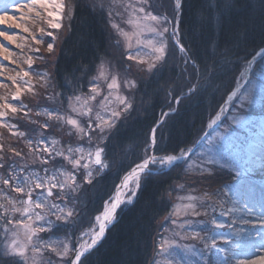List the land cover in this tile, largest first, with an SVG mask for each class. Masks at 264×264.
Returning a JSON list of instances; mask_svg holds the SVG:
<instances>
[{
	"label": "snow or ice",
	"instance_id": "6c2138e0",
	"mask_svg": "<svg viewBox=\"0 0 264 264\" xmlns=\"http://www.w3.org/2000/svg\"><path fill=\"white\" fill-rule=\"evenodd\" d=\"M14 3L18 4V11L27 9L36 18L46 14L51 18L47 25L53 30L60 29L62 18L66 17L69 31L76 9L86 6L104 15L110 34L118 38L117 45L123 39L126 52L115 70L104 60L99 64H78L66 76L65 85L60 86L67 88V92L56 90L54 77L47 71L35 72L37 79L33 83V56L24 61L27 70L21 69L16 76L8 77L16 91L11 100L0 97L3 101L0 128L8 129L22 141L27 152L15 146H9L5 152L0 144V264H85L109 227L134 204L142 187L150 182H166L168 174L182 166L195 173L191 190L177 197L179 202L173 204L165 218L172 225L165 228V233L170 234L157 233L159 239L150 238L151 256L144 264H264V184L258 186L253 179L257 164L264 166V154L242 152L233 136L234 126H249L246 115L249 107L258 98L264 104V78L258 91L253 71L257 58L264 57V29L257 44L247 38L241 40L243 30L236 26L232 40H213L210 50L199 55L193 45L182 43L184 0H171L170 11L158 10V0H26L23 4L14 0ZM0 7L4 13L0 14V25L22 29L36 45L44 44V36L51 37L46 51L54 52L57 36L53 31L41 27L38 38L14 14H7V0ZM235 7L233 0H214L206 9H198L196 15L200 19L210 15L216 23L223 24L226 13ZM259 10L264 24V0H260ZM29 18L22 13L19 19ZM0 37L17 48L24 46L7 29L0 30ZM241 44L251 47L250 58L244 59L235 87L224 85L228 101L239 94V103L233 105L236 111L224 122L221 114L225 108L220 107L207 124L208 128L222 125V130L214 135L203 133L191 146L187 141L173 142L171 137L158 136V129L166 122L163 117L177 112L169 105L162 119L150 129L140 162L120 178L115 193L104 201L102 211L84 228L87 205L82 194L89 186L99 183L111 167L107 160L108 142L136 111L135 92L143 83L136 75L147 73L150 78H162L166 70L177 67L179 53L180 70L164 83L167 95L178 106L183 100L206 95L213 89L218 91L231 58H239L237 49ZM134 46L141 50L133 53ZM32 51L39 53L40 49ZM14 55L0 42V56L4 60L16 63ZM77 71L80 76L75 74ZM25 91L48 102L49 106L44 108L37 104L34 113L37 118L45 119L32 118L33 109L21 101ZM9 113L13 117L22 114L27 119V132L6 119ZM261 128L264 129V124ZM49 130L51 134H46ZM261 139L264 143V137ZM193 155L198 157L195 165ZM178 187L184 189L185 185ZM175 190V187L164 190L157 187L162 202ZM217 211L229 217L227 224L212 214ZM196 225L208 227L197 230ZM61 230L63 235H57Z\"/></svg>",
	"mask_w": 264,
	"mask_h": 264
},
{
	"label": "trees",
	"instance_id": "16d2710c",
	"mask_svg": "<svg viewBox=\"0 0 264 264\" xmlns=\"http://www.w3.org/2000/svg\"><path fill=\"white\" fill-rule=\"evenodd\" d=\"M210 2L214 4V0H184L182 43L193 45L198 54L203 55L206 49L210 50L213 40L219 42L232 40L236 26H240L243 30L241 40L247 38L259 43L264 29L259 10L260 0H233L236 7L226 13L223 24L216 23L210 15L204 19L197 17V10L206 9ZM158 4L160 11L171 10V0H158ZM250 52V46L246 47L243 44L239 46L237 49L239 58L235 56L231 58L229 70L218 91L213 89L206 95L183 100L178 106L173 98L167 95L164 83L168 77L179 72V53H177V67L174 70H166L162 78L160 76L150 78L148 74L136 75L138 80L143 81L135 92L136 111L108 142L107 160L111 167L106 170L104 177L99 179V183L89 186L82 194L83 201L87 205L85 209L87 219L82 225L84 228L89 226L88 221L91 218L102 211L104 201L113 194L121 176L140 162L143 145L150 129L162 119V113L169 110V105L176 108L177 112L169 117H163L166 122L158 129V136L162 135L165 139L171 137L173 142L187 141L191 146V142L207 130L208 122L227 98L225 95L227 87L224 85L235 87L243 61L245 58H250ZM120 53L122 51L116 45L115 36L110 34L104 15L90 11L86 6L77 8L72 20V29L71 31L67 29L52 61L51 75L58 86L56 90L67 92V88L60 86L65 85L66 76L78 64L91 62L99 64L101 59L108 57L119 62L117 54ZM119 57L122 58V54ZM253 71H258L264 78V57L257 58ZM75 74L81 75L78 71ZM92 74L94 72L90 73V76ZM84 83L87 84V81ZM12 122L18 125L20 131L27 132L29 127L27 120L20 118L13 119ZM0 131L7 138L1 139L5 152L9 146L23 148L27 152L25 145L17 143L22 141L16 137L8 138L5 128H1ZM180 170L178 168L170 172L169 178L164 183L150 182L143 186L134 204L129 205L119 215L117 222L109 227L105 238L85 264H144L151 256L150 238L156 236L160 218L171 208V199L168 197L162 202L157 187L161 190L170 189L172 185L180 182L187 176ZM62 232L63 230L57 234Z\"/></svg>",
	"mask_w": 264,
	"mask_h": 264
},
{
	"label": "rangeland",
	"instance_id": "374dc122",
	"mask_svg": "<svg viewBox=\"0 0 264 264\" xmlns=\"http://www.w3.org/2000/svg\"><path fill=\"white\" fill-rule=\"evenodd\" d=\"M25 2H26V0H19V4H23ZM3 3H4V0H0V4H3ZM7 4H8L7 14L8 15L14 14L17 17V21L24 23L30 29V32L32 34H35L38 38L41 35V33L38 31V29L41 27L45 28L46 31H53L54 34L57 36V39L55 40V43H54V52L48 53L46 51V46H47V43L52 42L51 37L44 36V44L36 45L34 43V41H32L29 33L23 32L22 29L8 28L7 25H0V30L7 29L10 34H13V33L16 34L17 43H21L24 45L23 48H17L14 44H11L9 41L4 40L3 37H0V42H2L6 47L9 48L10 51H12L15 54L13 59L16 60V63H11L9 61H6L3 59L2 56H0V64L3 65V68L0 69V71H2L4 73L3 75H0V97H7L9 100H11V97L15 93L16 88H15V85H13L12 81L8 79V77L9 76H16V73L18 71H20L21 69L27 70L28 65L24 61L26 60V58L28 56H33V58H34V64L32 67L35 71L31 75L33 83H35V81L37 79L35 72L47 71L51 74L52 61L54 59V56L56 55L59 43H60L61 39L63 38V36L66 34L67 29H68L67 28L68 19L66 17H63L62 21H61L62 27L58 30H53V29H50L47 25V20L51 19V18L47 17L46 14H43L40 18H36L34 13H27V9H22V10L18 11L17 10L18 4L14 3V0H7ZM50 10H52V9H50ZM22 13L29 16L30 18L27 20L21 21L19 18L21 17ZM0 14H4L3 8H0ZM21 37H25L27 39L22 40ZM115 39L117 41L118 38L115 37ZM133 44H135L134 40H133ZM116 45H117V43H116ZM117 47L122 51V53L117 54V56L118 55L120 56L121 54L123 56V54H125V52H126V46H125V42L123 41V39H120V44L117 45ZM35 48L40 49L39 53H35L32 51V49H35ZM139 50H141V49L134 46V48L131 51H133V53H134L135 51H139ZM143 51H146V50H143ZM36 56L44 57V59L43 60L35 59ZM119 56H118L119 62L116 61L115 59H113L112 57L103 58L101 60H104L106 63H111V65L113 66V69L115 70L116 67L120 64L121 59H122ZM128 63H134V62H128ZM254 73H255V78L257 79V82H258L257 88L259 91V82L262 79V77L258 71H254ZM22 74L23 73L21 72V76H22ZM146 74L147 73H139L137 75L143 76ZM24 79H28V77H25ZM17 82L21 83V87H23V84L20 81L19 77H17ZM241 82H243V81H241ZM247 86H248L247 83H245V87H247ZM241 91H243V89H241ZM238 97H239V94L233 101L226 100L225 102H223L222 107L225 108V112L221 114L222 121L227 122L226 118L228 116H230L233 112L236 111V108H234L233 105L239 103ZM21 101L24 104H26L28 106V108L33 109V117H32L33 119H40V120L45 119V117H43V116L37 118L34 113L37 110L36 109L37 104H39L41 108L49 106V104L46 100H44L42 97H36V96L32 95L31 93H28L25 91L22 93ZM2 102L3 101H0V103H2ZM14 103H19V102H14ZM61 110H63V109H61ZM246 115L248 117V120L250 121L249 126L245 127V128H241L239 126H234L233 127V136L235 138V141H236L238 148L242 152H246V151L251 150L257 156H260V155L264 154V143H262V139H261L262 137H264V129L261 128V124H264V104H261L259 102V98L257 99V102L254 105L249 107ZM20 118L27 120L26 118L23 117L22 114H17L15 117H13L11 113H9V115L6 119L8 121H10L11 123H13L12 122L13 119L18 120ZM208 129H210V128H207V130ZM0 130H1V128H0ZM6 130L8 133V135H7L8 138H10V136L14 137L11 135V133L9 132L8 129H6ZM220 130H222V125L215 126L208 133L214 135L215 131H220ZM46 134H51V130H49V133H46ZM36 135H37V133H33L34 137ZM4 138H6V136H4L0 131V144H1V139L4 140ZM17 143H19L20 145L23 144V146H24L23 142H17ZM197 148H199V146H197ZM197 159H198V157L196 155H193V157H192L193 165H195ZM180 169H181L180 170L181 173L185 174L187 176L182 178L180 182L175 183L174 185L171 186V188L175 187L176 190L171 191V195L169 197L171 199V208H170L169 212L171 211L173 204L179 202L177 200V197L186 195L191 190L189 186L191 185L193 175H195L193 170L191 168H188L187 166H182ZM187 177H189V178H187ZM253 179H254V182L258 186L261 184H264V166L260 165L259 163L257 164V166L253 172ZM181 184L185 185L184 189H180L178 187ZM210 190L211 189H209V191ZM169 212L166 215H164L162 218H160V220L158 222V229H157L156 236H155L157 239H159V236L157 235V233H159L161 235L170 234V233H165V228L172 227L170 222L165 220V218L168 216ZM212 214L216 216V219L218 221H223L225 224H227L229 221V217L219 215V211L212 213ZM200 219H203V217H201ZM195 227L197 230H204L208 226L207 225H196ZM217 231L226 232L227 229H218ZM249 231H256V230L255 229H249ZM57 235L62 236L63 232L61 234H57ZM185 243H191V241H185ZM248 255H252V253L249 252Z\"/></svg>",
	"mask_w": 264,
	"mask_h": 264
},
{
	"label": "water",
	"instance_id": "95a60500",
	"mask_svg": "<svg viewBox=\"0 0 264 264\" xmlns=\"http://www.w3.org/2000/svg\"><path fill=\"white\" fill-rule=\"evenodd\" d=\"M226 100H227V98L225 99V101H226ZM218 111H219V109H218ZM218 111H217V112H218ZM214 127H215V126H214ZM211 129H212V128L206 130L204 133H208ZM133 166H134V165H133ZM133 166H132V167H133ZM132 167H131V168H132ZM131 168H130V169H131ZM130 169H129L127 172H129ZM127 172H125V173H127ZM125 173H124L121 177H123V176L125 175ZM119 183H120V180H119V182L117 183V185H118ZM115 190H116V186H115V188H114L113 194L115 193Z\"/></svg>",
	"mask_w": 264,
	"mask_h": 264
},
{
	"label": "bare ground",
	"instance_id": "6f19581e",
	"mask_svg": "<svg viewBox=\"0 0 264 264\" xmlns=\"http://www.w3.org/2000/svg\"><path fill=\"white\" fill-rule=\"evenodd\" d=\"M0 5H2V4H0ZM0 8H2V7H0Z\"/></svg>",
	"mask_w": 264,
	"mask_h": 264
}]
</instances>
